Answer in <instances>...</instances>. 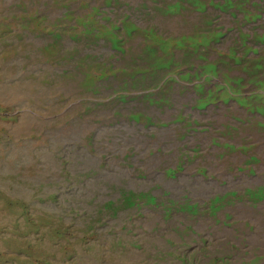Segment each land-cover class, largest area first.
Returning <instances> with one entry per match:
<instances>
[{"label":"rangeland","instance_id":"obj_1","mask_svg":"<svg viewBox=\"0 0 264 264\" xmlns=\"http://www.w3.org/2000/svg\"><path fill=\"white\" fill-rule=\"evenodd\" d=\"M0 264H264V0H0Z\"/></svg>","mask_w":264,"mask_h":264}]
</instances>
